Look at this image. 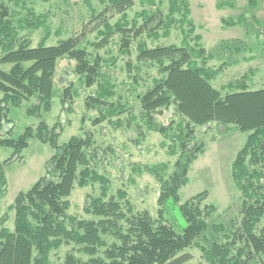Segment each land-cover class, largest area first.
<instances>
[{"label": "trees", "instance_id": "trees-1", "mask_svg": "<svg viewBox=\"0 0 264 264\" xmlns=\"http://www.w3.org/2000/svg\"><path fill=\"white\" fill-rule=\"evenodd\" d=\"M8 1L0 0V64L12 65L9 70L0 65V146L13 148L14 153L0 162V191L7 189L5 166L21 156L33 138L50 143L56 152L47 162L46 174L28 191L17 195L12 205L14 229L0 230V264H53L52 252L64 245L77 246L89 258L69 252L59 264H186L192 258L187 250L192 247H199L209 264H264V88L252 85L255 71L251 69L222 85L227 91L223 94L214 85L222 66H210L214 56L202 45L200 35L195 36L194 45L154 47L142 37L145 33L155 39L169 37L171 29L178 25L190 26L184 32L193 34L196 27L190 18L189 1L171 0L168 14L159 7L145 9L137 15L144 20L142 24L138 19L131 23L128 18L134 0H101L104 9L94 13V18L104 24L98 31L100 38L91 43L96 50L107 47L117 37L121 53L128 56L127 67L134 81L143 78L144 67L157 69V75H147L153 77L152 83L139 96L141 117L150 130L175 142L171 154L180 150L172 172H168L167 163L138 167L140 173L147 170L154 174L160 183L162 199L157 217L149 210H138L126 190L111 194L110 179L95 166L101 150L91 131L60 145L62 126L50 127L41 121L36 128L27 127L17 138L13 136V107L34 101L27 114L40 117L53 109L55 97L67 106L74 101V94L78 95L73 81L62 90L56 87L58 62L64 58L76 62L74 72L87 87L98 86L97 92L85 99L87 108L99 110L94 124L120 115L127 105L110 99L116 96V86L105 72V60L99 53L82 47L79 36L48 45L49 29L43 41L34 46L29 36L21 35L20 28L46 26L43 16L30 11L17 26V13ZM218 6L235 8L236 4L222 2ZM115 14H120L121 19L109 22L108 18ZM246 20L242 16L238 21L227 19L224 23L230 27ZM136 41L137 63L132 59ZM168 110L176 120L158 124L155 116ZM7 124L12 127L6 128ZM117 124L122 122L118 120ZM214 124L225 131L235 126L248 133L233 163V179L241 191L242 207L229 229L223 223L211 222L217 207L207 202V190L186 202L180 196L190 181L192 165L205 151V143L196 140L197 130H212ZM97 183L100 192L90 195L85 207L89 217L71 214L70 197L75 188ZM209 230L223 233L224 238L209 246L201 244L199 239H207Z\"/></svg>", "mask_w": 264, "mask_h": 264}, {"label": "rangeland", "instance_id": "rangeland-1", "mask_svg": "<svg viewBox=\"0 0 264 264\" xmlns=\"http://www.w3.org/2000/svg\"><path fill=\"white\" fill-rule=\"evenodd\" d=\"M10 0L9 6L17 15L15 24L19 26V19L24 20L33 11L36 16H43L45 25L39 29L20 28L21 35L29 36L33 45H39L45 38L47 29L50 37L46 44L56 45L60 40L70 36H79L81 46L92 53H99L105 60L104 70L115 84L116 96L110 98L127 105L120 115H115L111 120L94 124V119L99 116V110L86 107V96L97 92L98 86L87 87L80 76L74 72L76 62L64 58L58 62L55 75L56 87L62 90L70 82H74L78 95L74 94V101L65 106L59 97L54 98L53 109L43 112L40 117L27 114V109L34 101H25L19 107H13L10 116L14 121L13 136L17 138L27 127L36 128L41 121L50 127L60 124L62 133L59 135L60 145L67 143L73 136H85L89 131L95 136L96 144L100 147L96 169L110 179V192L117 195L120 190H126L138 210H149L155 217L158 215L159 203L162 199L160 183L156 176L147 170L140 173L138 167L155 166L162 163L169 165L168 172L174 170V163L180 154L170 153L175 142L166 138L162 133L148 128L146 119L141 117V104L139 96L144 93L147 86L152 83L157 75L156 68L144 67L140 82L134 81L127 67L128 56L121 53L118 38L107 47L96 50L91 43L100 36L98 31L103 28L102 20L94 18V13L104 9L101 0ZM171 0H134V6L128 10V18L132 23L134 19L142 24L144 20L138 17L143 10L161 8L168 14ZM191 15L196 31L187 35L188 25H180L171 29L169 37L155 39L142 36L148 46L156 45H186L195 44V36L200 35V42L213 54L210 66L222 71L214 80V85L222 89V85L255 71L252 85L254 88H264V0H188ZM222 2H234L235 8L218 5ZM262 8V9H261ZM96 11V12H95ZM245 16L246 21L240 25L226 26L224 20L238 21ZM180 18L179 16L177 17ZM121 19L120 14L108 18L115 23ZM137 41L132 59L137 63ZM1 55V51H0ZM117 58V60H115ZM115 61H114V60ZM4 70H9L12 65L0 64ZM223 94L227 91L223 90ZM173 112L168 110L155 116L157 123L168 124L176 120ZM122 122L118 125L117 121ZM12 127L7 124L6 128ZM248 133L242 132L233 126L225 131L223 127L214 124L212 130L198 128L196 140L205 143V151L192 165L190 181L181 190V201L186 202L198 193L207 190V202L217 207V212L212 216V223H223L229 229L234 220L240 216L242 207L241 191L233 179V163L245 145ZM178 147V144H177ZM55 149L50 143H44L38 138L31 140L30 146L21 156H16L13 161L5 166L7 189L0 191V230L7 227L14 229L15 211L12 205L20 192L28 191L37 181L46 174L47 162L55 154ZM14 153L13 148L0 146V162L8 160ZM3 188V187H1ZM99 184L87 187H76L71 199L70 213L80 217H89L85 207L90 195H98ZM207 239H199L203 245L209 246L214 241L222 240L223 233L209 230ZM69 252L88 259L89 256L77 250V246L64 245L51 254L53 264L63 262ZM192 258L186 264L206 262L203 251L199 247L187 250Z\"/></svg>", "mask_w": 264, "mask_h": 264}, {"label": "crops", "instance_id": "crops-1", "mask_svg": "<svg viewBox=\"0 0 264 264\" xmlns=\"http://www.w3.org/2000/svg\"><path fill=\"white\" fill-rule=\"evenodd\" d=\"M262 9V8H261ZM261 12H264V9H262V11Z\"/></svg>", "mask_w": 264, "mask_h": 264}]
</instances>
